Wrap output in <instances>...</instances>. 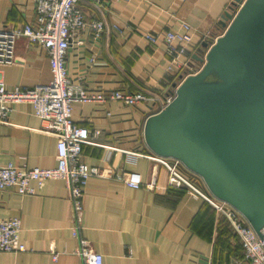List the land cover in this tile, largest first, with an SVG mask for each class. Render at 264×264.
I'll use <instances>...</instances> for the list:
<instances>
[{
    "label": "crops",
    "instance_id": "1",
    "mask_svg": "<svg viewBox=\"0 0 264 264\" xmlns=\"http://www.w3.org/2000/svg\"><path fill=\"white\" fill-rule=\"evenodd\" d=\"M232 1L105 0L100 9L84 5L88 20L105 19L119 24L123 32L109 31L94 39L85 31L83 46L69 52L70 72L74 77L85 74L90 91L146 90L167 97L175 84L179 86L201 65L192 60L190 69L186 68V58H181L169 71L171 59L163 39L154 45L144 35H162L186 22L194 31L193 56L205 38L218 34V23ZM0 22L6 27L35 23V0H0ZM92 56L97 62L83 71V63ZM15 58L14 63L0 64V78L9 90L51 81L44 49L21 38ZM150 108L118 102L75 105V122L100 130L96 143L117 148L85 146L83 160L90 166L137 175L143 182L135 189L121 181L92 178L84 198L83 237L103 255L104 264H241L244 249L237 238L223 231L221 216L208 202L172 189L168 171L158 161L126 154L157 156L144 139ZM9 121L0 124V166L11 162L25 168L57 166L58 140L41 131L43 123L30 102L14 104ZM151 183L154 186L148 189ZM12 218L21 220V240L27 251L0 252V264H83L76 254L79 241L72 235L75 219L65 181H48L34 195L13 189L0 192V220Z\"/></svg>",
    "mask_w": 264,
    "mask_h": 264
},
{
    "label": "built area",
    "instance_id": "2",
    "mask_svg": "<svg viewBox=\"0 0 264 264\" xmlns=\"http://www.w3.org/2000/svg\"><path fill=\"white\" fill-rule=\"evenodd\" d=\"M104 1L35 0V23L6 27L0 22V64L14 63L17 41L26 38L31 45L47 52L52 73V79L48 84L33 88L15 87L9 90L0 78V124L10 123L9 117L14 104L30 102L34 107L35 115L43 123L41 131L58 140L57 166L54 168L18 167L13 162L0 166V192L13 189L21 195H34L48 181H65L75 219L72 235L79 241L76 254L83 264H104L103 255L97 252L82 235L84 198L89 181L92 178L112 179L135 189L141 188L143 182L137 175L90 166L83 160L85 146H102L113 150L117 148L96 143L94 140L101 134V131H91L75 122L73 117L75 105L118 102L126 107H136L146 104L151 107L152 114H157L164 110L176 95V89L171 91V95L167 97L146 90L138 92L115 90L109 93L104 90L90 91L85 74H79L76 77L71 74L68 55L74 47L83 46L82 34L85 31H89L94 39L101 38L105 32L109 31L123 32L119 24H111L105 19L88 20L86 18L84 5L100 9ZM144 38L154 45L163 39L166 53L171 59L169 71H173L175 66L179 65L181 58H186L187 62L183 66L190 69L194 47V31L190 24L183 22L178 29L168 30L158 36L146 33ZM96 62L95 56L90 57L87 63H83V71H89ZM126 154L131 157H147L165 166L169 171L171 186L186 188L194 197L208 202L220 216L228 221L244 249L241 264H264V227L262 229L263 239H261L239 210L217 199L207 186L200 184L198 178L188 177L182 170L185 166L179 160L134 152H126ZM153 186L154 183L146 185L148 189ZM202 187L209 192H205ZM21 232L20 219L0 220V252H26V246L21 240ZM50 250L54 259L57 260L59 255L55 247L52 246Z\"/></svg>",
    "mask_w": 264,
    "mask_h": 264
},
{
    "label": "water",
    "instance_id": "3",
    "mask_svg": "<svg viewBox=\"0 0 264 264\" xmlns=\"http://www.w3.org/2000/svg\"><path fill=\"white\" fill-rule=\"evenodd\" d=\"M217 30L192 56L200 68L148 117L144 139L157 156L199 175L263 239L264 0H233Z\"/></svg>",
    "mask_w": 264,
    "mask_h": 264
},
{
    "label": "trees",
    "instance_id": "4",
    "mask_svg": "<svg viewBox=\"0 0 264 264\" xmlns=\"http://www.w3.org/2000/svg\"><path fill=\"white\" fill-rule=\"evenodd\" d=\"M164 168H166V167H164ZM167 169V168H166ZM166 171H168V170H166ZM168 174H169V171H168ZM171 186V185H170ZM171 188L172 189H176V190H179V191H187V189L186 188H178V187H173V186H171ZM212 207V206H211ZM221 219H222V222H223V225H224V232H229L230 234H232L235 238H237L238 239V241L240 242V240H239V238L237 237V235L233 232V230L231 229V227H230V224L228 223V221L224 218V217H222L221 216ZM240 244H241V246H242V243L240 242ZM242 248H243V246H242ZM242 258H244V254H243V257Z\"/></svg>",
    "mask_w": 264,
    "mask_h": 264
},
{
    "label": "rangeland",
    "instance_id": "5",
    "mask_svg": "<svg viewBox=\"0 0 264 264\" xmlns=\"http://www.w3.org/2000/svg\"><path fill=\"white\" fill-rule=\"evenodd\" d=\"M182 170L188 177L191 176V177L198 178V181L200 182V184L204 187L206 186L205 182L203 181V179L199 175L195 174L194 172L189 171L186 167H185V169L182 167ZM206 191L209 192L207 189H206Z\"/></svg>",
    "mask_w": 264,
    "mask_h": 264
}]
</instances>
